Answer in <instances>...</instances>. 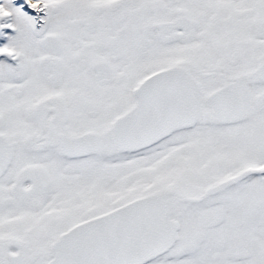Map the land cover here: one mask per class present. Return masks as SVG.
<instances>
[{
  "label": "snow or ice",
  "instance_id": "snow-or-ice-1",
  "mask_svg": "<svg viewBox=\"0 0 264 264\" xmlns=\"http://www.w3.org/2000/svg\"><path fill=\"white\" fill-rule=\"evenodd\" d=\"M0 264H264V0H0Z\"/></svg>",
  "mask_w": 264,
  "mask_h": 264
}]
</instances>
